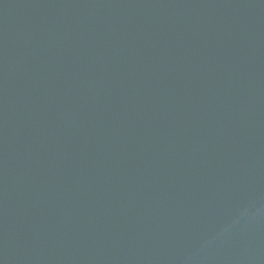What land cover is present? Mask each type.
Wrapping results in <instances>:
<instances>
[{"label": "water", "instance_id": "obj_1", "mask_svg": "<svg viewBox=\"0 0 264 264\" xmlns=\"http://www.w3.org/2000/svg\"><path fill=\"white\" fill-rule=\"evenodd\" d=\"M0 264H264V0H0Z\"/></svg>", "mask_w": 264, "mask_h": 264}]
</instances>
